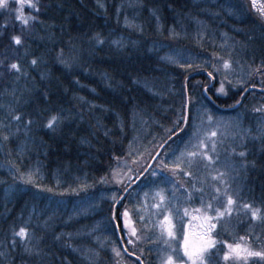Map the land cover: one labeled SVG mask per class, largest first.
<instances>
[{
  "label": "trees",
  "instance_id": "16d2710c",
  "mask_svg": "<svg viewBox=\"0 0 264 264\" xmlns=\"http://www.w3.org/2000/svg\"><path fill=\"white\" fill-rule=\"evenodd\" d=\"M256 1L39 0L38 12L24 9L36 20L23 31L14 9H0V264H185L182 241L200 220L192 208L203 201L215 215L229 197L212 264H245L225 261V244L264 251V221L251 219L264 216ZM61 54L77 57L71 68ZM160 195L180 211L167 243L153 207ZM117 207L137 229L134 244L112 219Z\"/></svg>",
  "mask_w": 264,
  "mask_h": 264
},
{
  "label": "snow or ice",
  "instance_id": "6c2138e0",
  "mask_svg": "<svg viewBox=\"0 0 264 264\" xmlns=\"http://www.w3.org/2000/svg\"><path fill=\"white\" fill-rule=\"evenodd\" d=\"M39 0H15V4L12 5L9 3V0H0V9L9 10V15L11 16V10H15V21H18L20 25L22 26V31L24 30V27H27L29 25V21H35L36 17L34 15H25L24 9H34L35 11H39L38 7ZM18 6V7H17ZM256 6V0H253V7ZM261 15H264V8L260 9ZM6 29L7 25L0 26ZM12 41L15 43V45L20 46L22 45V38L18 35H13L11 37ZM100 43H103V41H100ZM58 59L66 66L71 68L72 63L77 59V57H70L69 60H65L63 57V54H61ZM169 59H171L169 57ZM33 64H36V60L32 61ZM11 69H14L16 71H20V68L17 63H12L10 65ZM225 68L228 67V64L225 63ZM259 71V69L257 70ZM220 93H224V86L221 85L219 89ZM16 120H20L21 117L16 116L14 117ZM54 119L49 121L48 127L52 128L54 127ZM193 155H195L193 153ZM239 155L243 157L245 155L244 152H240ZM215 179V177L213 178ZM159 195V194H158ZM193 194L189 192L188 194V201L191 202ZM113 200L114 203L119 205L120 200L116 199V194H113ZM235 203V201L229 197L227 200V207L221 210H216L215 215L209 214V209H212V205L209 204L207 206V209L204 208L203 201H201V207L199 208H192V212L200 214L199 217L195 218H202L206 222V231L201 235L202 243L200 246L196 248L190 247L189 240L187 234L184 236V242H183V249H184V256L188 258L189 261H191V264H205V261L208 262V264H212L213 257L218 255L219 249L217 248V244L219 243L218 239L213 238V232L217 228V224L223 219L225 213H227L229 216L231 214V206ZM164 205V207H162ZM153 207L160 210V213L163 214V219L159 221V227H160V239L162 242L167 243L168 241L165 240V236L168 238V240H176L177 236L179 235V229L176 225L173 224V217H179L180 211L179 206L176 208H173L170 204L165 203V198L163 195H160V201L157 204H154ZM223 207V206H222ZM244 208L251 209L252 206L249 204H244ZM167 212L168 214H164ZM114 219L117 221L123 220V231L124 229L127 230V236H128V243L134 244L135 240L138 239L137 229L132 223L130 219V214L127 209L120 214L119 208L117 207L115 209ZM184 215H189V208H184ZM143 219V217H141ZM182 221V217L180 218ZM251 219L253 221L257 219H261L264 221V216H258V210H253L251 213ZM16 236H19L21 239L25 238V230L23 228L20 229L19 232L15 233ZM219 235L218 233L216 234ZM56 239H60V237H56ZM241 240L244 239V237L240 238ZM13 244H15V241H13ZM225 247L228 249V252L224 255V260L229 261L230 258L234 260H243L245 264H247V258L248 257H259L261 260H264V251H253L249 249L247 246H242L241 244H225ZM215 249L216 251L213 252L212 250ZM26 251L31 255L33 254L30 249H26ZM115 251V249H114ZM129 255H132L133 253L129 252ZM2 255V253H0ZM35 255L39 256L40 252L37 250L35 252ZM117 255H119V252H117ZM137 260L140 261V264H143V261L141 260L140 256L136 257ZM167 264H172V258L169 257Z\"/></svg>",
  "mask_w": 264,
  "mask_h": 264
},
{
  "label": "rangeland",
  "instance_id": "374dc122",
  "mask_svg": "<svg viewBox=\"0 0 264 264\" xmlns=\"http://www.w3.org/2000/svg\"><path fill=\"white\" fill-rule=\"evenodd\" d=\"M256 5H260V2L256 1ZM210 85H211V81L209 82V86ZM196 221H198V222L196 224H192L190 226V228L186 231L190 247H192V248H196V247L201 245V243H202L201 235L206 231V226L203 224L201 218H200V220H196ZM183 242H184V239H183L182 244H181L182 253L184 255ZM185 259H186L185 264H191V261H189L187 257H185ZM180 264H184V263H180Z\"/></svg>",
  "mask_w": 264,
  "mask_h": 264
},
{
  "label": "bare ground",
  "instance_id": "6f19581e",
  "mask_svg": "<svg viewBox=\"0 0 264 264\" xmlns=\"http://www.w3.org/2000/svg\"><path fill=\"white\" fill-rule=\"evenodd\" d=\"M199 75L201 76L200 73H196V74H193L192 76L198 77ZM203 75H208V74H206V73L204 72ZM188 108H189V102H188V100H187L186 105H185V109L187 110ZM186 120H187V112H185L184 125H185V123H186ZM171 138H173V137H171ZM151 165H152V164L150 163L149 167H151ZM111 216H112V219H114V218H113L114 214H111ZM110 225L112 226L111 223H110Z\"/></svg>",
  "mask_w": 264,
  "mask_h": 264
},
{
  "label": "water",
  "instance_id": "95a60500",
  "mask_svg": "<svg viewBox=\"0 0 264 264\" xmlns=\"http://www.w3.org/2000/svg\"><path fill=\"white\" fill-rule=\"evenodd\" d=\"M185 112H187V110H186ZM158 154H159V152L156 154V156H155V157H157V156H158ZM151 164H152V163H151Z\"/></svg>",
  "mask_w": 264,
  "mask_h": 264
}]
</instances>
